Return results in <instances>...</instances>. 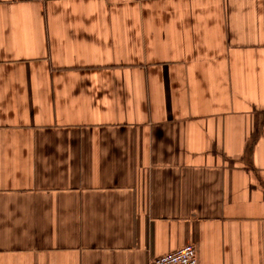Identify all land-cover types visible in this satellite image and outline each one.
<instances>
[{"label":"crops","instance_id":"0c3cea01","mask_svg":"<svg viewBox=\"0 0 264 264\" xmlns=\"http://www.w3.org/2000/svg\"><path fill=\"white\" fill-rule=\"evenodd\" d=\"M264 264V0H0V264Z\"/></svg>","mask_w":264,"mask_h":264},{"label":"built area","instance_id":"2783aa9c","mask_svg":"<svg viewBox=\"0 0 264 264\" xmlns=\"http://www.w3.org/2000/svg\"><path fill=\"white\" fill-rule=\"evenodd\" d=\"M152 264H199L194 245H186L177 251L151 261Z\"/></svg>","mask_w":264,"mask_h":264}]
</instances>
